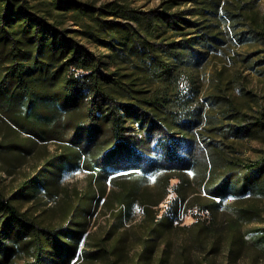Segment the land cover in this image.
Wrapping results in <instances>:
<instances>
[{"label": "trees", "instance_id": "16d2710c", "mask_svg": "<svg viewBox=\"0 0 264 264\" xmlns=\"http://www.w3.org/2000/svg\"><path fill=\"white\" fill-rule=\"evenodd\" d=\"M132 1L0 0V109L42 140H65L60 116L71 113L77 161L64 165L87 161L96 205L106 198L127 211L137 201L154 225L171 227L195 210L189 228L200 226L211 248L239 256L248 242L264 249V227L251 238L241 231L259 208L216 215L230 195L264 194V155L245 160L222 146L264 121L227 86L203 95L199 76L231 43L264 45V11L258 0H162L148 9ZM149 173L158 175L154 191L139 181ZM107 180L118 190L107 193ZM12 199L0 190V264L21 251L20 264H76L86 230L42 226Z\"/></svg>", "mask_w": 264, "mask_h": 264}, {"label": "rangeland", "instance_id": "374dc122", "mask_svg": "<svg viewBox=\"0 0 264 264\" xmlns=\"http://www.w3.org/2000/svg\"><path fill=\"white\" fill-rule=\"evenodd\" d=\"M93 1L100 5L111 0ZM161 1L132 2L135 6L148 9L156 7ZM258 4L264 11V0H258ZM88 45L94 49V46ZM263 48L264 45L258 42L231 43L211 54L199 70L203 95L219 93L220 87L227 86L229 93L253 114V120L264 121ZM3 109H0V190L42 226L56 228L70 223L85 229L78 246L76 264H264V249L256 248L252 242L246 244L241 256L227 254L220 243L211 248L207 239L199 237L200 226L189 228L196 221L195 210L183 211L171 227L168 221L154 225L152 216H146L137 201L127 211L106 198L96 205L93 188L88 184L87 161L73 169L64 165V159L73 163L77 161L76 147L68 141L73 136L79 137V129L71 113L64 112L60 116L65 140H42L37 135L22 131L8 119L5 107ZM11 109L18 110L15 107ZM222 146L234 149V155L245 160L259 159L264 155V125L262 128L255 127L251 135L226 140ZM122 173L126 172H117ZM157 176V173H149L147 179H139L142 188L154 191ZM189 176H193L192 171ZM131 179L133 177H122L117 182ZM176 182L178 180L173 179L171 184ZM105 186L107 193L119 188L110 180L105 182ZM172 196L173 193L166 202ZM238 199L228 196L216 215L218 220H223L233 216L238 207L259 208L260 215L241 228L244 236L251 238L259 228L264 227V194ZM166 202L160 205V213L167 208ZM209 216L208 213L204 218L210 220ZM26 256L21 251L14 264L24 262Z\"/></svg>", "mask_w": 264, "mask_h": 264}]
</instances>
